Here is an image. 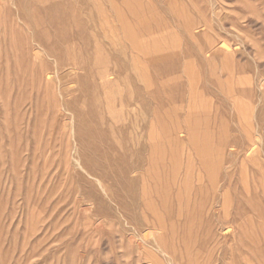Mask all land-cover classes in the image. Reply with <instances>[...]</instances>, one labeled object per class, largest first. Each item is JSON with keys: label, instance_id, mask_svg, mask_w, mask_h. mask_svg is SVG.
<instances>
[{"label": "rangeland", "instance_id": "1", "mask_svg": "<svg viewBox=\"0 0 264 264\" xmlns=\"http://www.w3.org/2000/svg\"><path fill=\"white\" fill-rule=\"evenodd\" d=\"M0 264H264V0H0Z\"/></svg>", "mask_w": 264, "mask_h": 264}, {"label": "bare ground", "instance_id": "2", "mask_svg": "<svg viewBox=\"0 0 264 264\" xmlns=\"http://www.w3.org/2000/svg\"><path fill=\"white\" fill-rule=\"evenodd\" d=\"M173 1H176V0H173ZM169 3H170V2H169ZM175 3H176V2H175ZM172 4H173V2H172ZM174 5H175V4H174ZM179 5H180V2H179ZM172 6H173V5H172ZM169 7H171V5H170ZM174 7L176 8V5H175ZM174 7H172V8L175 9ZM218 7H220V6H218ZM218 7H217V8H218ZM177 8H179V7L177 6ZM177 8H176V9H177ZM218 9H219V8H218ZM220 9H221V8H220ZM220 9H219V10H220ZM215 10H216V9H215ZM215 13L218 14V11H216ZM215 13H214V14H215ZM219 13H220V12H219ZM227 15H228V14H227ZM215 18L218 19V17H216V16H215ZM221 19H222V18H221ZM221 23H223V21H222ZM125 25H126V24H125ZM126 26H127V25H126ZM226 60H227V62H228V60H230V59L227 58ZM231 60H232V58H231ZM231 60H230V61H231ZM230 61H229V62H230ZM232 62H233V61H232ZM136 69L138 70L137 67H136ZM139 73H140V71H139ZM252 143H253V144H252L251 146H249L250 148L248 149L249 151H247V153H248V152H252V151L254 150V148L256 147V143L254 144V141H252ZM147 236H149L150 238H153V239H154L155 236H157L156 230H151V232H150L149 234H147L146 236L142 234V235L140 236L141 241L145 242V237H147Z\"/></svg>", "mask_w": 264, "mask_h": 264}]
</instances>
